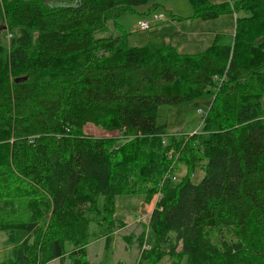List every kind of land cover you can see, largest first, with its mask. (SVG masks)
<instances>
[{
	"label": "trees",
	"instance_id": "obj_1",
	"mask_svg": "<svg viewBox=\"0 0 264 264\" xmlns=\"http://www.w3.org/2000/svg\"><path fill=\"white\" fill-rule=\"evenodd\" d=\"M190 1L203 18L244 15L234 35L183 53L128 46L120 25L119 35H97L157 0L7 2L18 35L8 48L0 39V264H131L86 257L92 239L109 247L122 194L155 199L142 260L264 264V0ZM202 95L212 100L200 144L157 125L160 104ZM87 124L112 134H88ZM170 152L185 160L179 179Z\"/></svg>",
	"mask_w": 264,
	"mask_h": 264
},
{
	"label": "rangeland",
	"instance_id": "obj_2",
	"mask_svg": "<svg viewBox=\"0 0 264 264\" xmlns=\"http://www.w3.org/2000/svg\"><path fill=\"white\" fill-rule=\"evenodd\" d=\"M11 0H0V39L8 48L13 37L18 35L16 29H11L3 14L6 4ZM213 5L232 8L236 0H208ZM153 14L163 15L164 20L153 24L147 30H140L138 24L141 20H150ZM244 15L240 12H224L214 18H203L195 15V8L190 0H157L152 8L151 3L134 6L119 17L107 22L106 30L100 31L98 36L119 35L121 29L125 33L128 46H142L149 41L165 42L171 40V45L184 53H197L211 46L217 34L234 35L236 16ZM2 16V18H1ZM264 47V45H262ZM211 96L202 95L183 106L160 104L155 112L157 125L166 129L167 136H188L197 134L199 144L205 135L202 131V119L211 103ZM264 112V95L261 98ZM84 131L95 136H107L93 124H87ZM175 153V152H174ZM172 165L177 179L187 172L184 158L176 152L172 158ZM204 173L199 168L192 172L191 180L198 183ZM155 199L145 201L142 194L117 195L115 197L117 219L116 226L111 232L109 247L105 246L104 237L92 239L86 245V257L92 263L97 262H123L131 264H183L181 256H166L155 262L142 260L141 254L145 241L151 243L153 234L149 227V215L154 208ZM0 235V252H1ZM142 251V252H141ZM47 264H59L52 260Z\"/></svg>",
	"mask_w": 264,
	"mask_h": 264
},
{
	"label": "built area",
	"instance_id": "obj_3",
	"mask_svg": "<svg viewBox=\"0 0 264 264\" xmlns=\"http://www.w3.org/2000/svg\"><path fill=\"white\" fill-rule=\"evenodd\" d=\"M164 20V16L163 15H158V14H153L150 18V20H141L138 24V27L140 30H147L149 29L153 24ZM171 153V152H170ZM171 158L172 157V153H171ZM173 179H175V175H171Z\"/></svg>",
	"mask_w": 264,
	"mask_h": 264
},
{
	"label": "crops",
	"instance_id": "obj_4",
	"mask_svg": "<svg viewBox=\"0 0 264 264\" xmlns=\"http://www.w3.org/2000/svg\"><path fill=\"white\" fill-rule=\"evenodd\" d=\"M159 22H160V21H159ZM157 23H158V22H157ZM155 24H156V23H155ZM168 43L172 44L170 39H168ZM183 53H184V52H183Z\"/></svg>",
	"mask_w": 264,
	"mask_h": 264
}]
</instances>
